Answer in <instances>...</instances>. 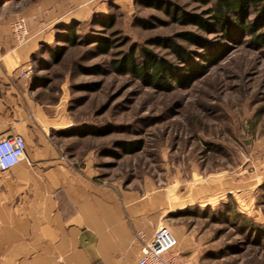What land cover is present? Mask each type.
I'll use <instances>...</instances> for the list:
<instances>
[{
	"label": "rangeland",
	"instance_id": "374dc122",
	"mask_svg": "<svg viewBox=\"0 0 264 264\" xmlns=\"http://www.w3.org/2000/svg\"><path fill=\"white\" fill-rule=\"evenodd\" d=\"M213 7L0 0V19L30 50L18 99L52 120L49 139L64 161L87 168L95 184L144 197L185 264H264V44L225 31ZM240 16L264 35L257 11ZM18 22L24 43L13 36ZM129 55L140 65L147 55L165 62L171 78L152 85L116 67Z\"/></svg>",
	"mask_w": 264,
	"mask_h": 264
},
{
	"label": "crops",
	"instance_id": "0c3cea01",
	"mask_svg": "<svg viewBox=\"0 0 264 264\" xmlns=\"http://www.w3.org/2000/svg\"><path fill=\"white\" fill-rule=\"evenodd\" d=\"M6 22L0 19V138L22 136L30 162L0 171V264H135L139 235L151 239L160 217L144 197L95 184L87 168L63 160L49 139L52 120L18 99L30 50Z\"/></svg>",
	"mask_w": 264,
	"mask_h": 264
},
{
	"label": "trees",
	"instance_id": "16d2710c",
	"mask_svg": "<svg viewBox=\"0 0 264 264\" xmlns=\"http://www.w3.org/2000/svg\"><path fill=\"white\" fill-rule=\"evenodd\" d=\"M250 8H253L259 15L264 17V0H214V7L211 13L214 14L213 19L224 26L223 29L225 31H228V27L233 26L238 32L254 37L258 42L264 44V35L256 36V28L250 26L247 21L240 16ZM168 11L176 21L187 24L190 23L184 14L172 12V8H168ZM230 15H237L235 22H230L228 20V16ZM193 23H196V25L203 30H208L209 28L208 25L199 18H195V22ZM70 33L74 35L75 30H71ZM184 39L194 40L189 36H185ZM168 47H170L174 53H179V50L174 45H169ZM108 49L109 46L105 45L102 51L107 52ZM118 65H120V69H123L124 72H131L140 79L150 81L152 85L154 83L166 82L171 78V70L168 65L149 55L146 56L144 65L137 64L135 58L130 55L126 57L123 63H117L116 67H118ZM179 83L181 84L180 81Z\"/></svg>",
	"mask_w": 264,
	"mask_h": 264
},
{
	"label": "built area",
	"instance_id": "2783aa9c",
	"mask_svg": "<svg viewBox=\"0 0 264 264\" xmlns=\"http://www.w3.org/2000/svg\"><path fill=\"white\" fill-rule=\"evenodd\" d=\"M13 36L24 43L27 36L25 24H11ZM26 141L22 136L0 138V171L5 172L21 162H28ZM142 242V256L135 264H185L178 251V241L167 226H159L151 239L139 235Z\"/></svg>",
	"mask_w": 264,
	"mask_h": 264
}]
</instances>
